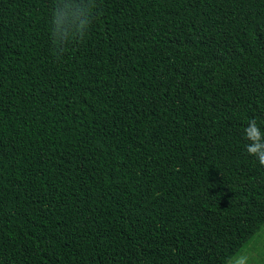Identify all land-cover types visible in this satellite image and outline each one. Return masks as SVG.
Wrapping results in <instances>:
<instances>
[{"label":"trees","instance_id":"obj_1","mask_svg":"<svg viewBox=\"0 0 264 264\" xmlns=\"http://www.w3.org/2000/svg\"><path fill=\"white\" fill-rule=\"evenodd\" d=\"M253 119L264 0H0V264H229Z\"/></svg>","mask_w":264,"mask_h":264},{"label":"clouds","instance_id":"obj_2","mask_svg":"<svg viewBox=\"0 0 264 264\" xmlns=\"http://www.w3.org/2000/svg\"><path fill=\"white\" fill-rule=\"evenodd\" d=\"M90 11V10H89ZM75 15V13H73ZM79 19V16H77ZM88 27L87 22L81 24V28ZM79 31V29H78ZM83 37L84 34L81 33ZM59 37H57V43ZM244 135L248 141L246 145V152L249 156L255 157L260 166L264 167V133L261 132L257 122L253 119L249 121L248 126L244 129ZM250 257L248 256H237L230 259L229 264H248Z\"/></svg>","mask_w":264,"mask_h":264},{"label":"rangeland","instance_id":"obj_3","mask_svg":"<svg viewBox=\"0 0 264 264\" xmlns=\"http://www.w3.org/2000/svg\"><path fill=\"white\" fill-rule=\"evenodd\" d=\"M240 256L250 257L248 264H264V226Z\"/></svg>","mask_w":264,"mask_h":264}]
</instances>
